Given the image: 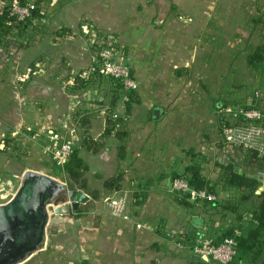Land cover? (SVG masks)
Returning <instances> with one entry per match:
<instances>
[{"label": "crops", "instance_id": "0c3cea01", "mask_svg": "<svg viewBox=\"0 0 264 264\" xmlns=\"http://www.w3.org/2000/svg\"><path fill=\"white\" fill-rule=\"evenodd\" d=\"M9 3L0 0V16ZM42 4L52 16L34 12L37 17L22 35L30 38L29 45L18 31L0 35V186L20 188L29 171L56 180L59 172L64 174L45 151L46 135L53 130L72 142L86 164L90 202L55 224L51 250L24 264H202L192 252L197 239L218 240L237 223L235 216L224 217L220 208L204 201L239 204L243 195L225 185L222 168L231 166L250 178L259 174L248 166L247 155L224 142L222 110L264 93V71L248 64L252 49L264 44V26L256 23L264 14V0ZM84 21L103 30L118 61L139 84L134 103L117 106L120 112L130 109L123 158V144L107 135L103 112L108 95L88 90L72 97L66 92L65 83L93 65L89 46L65 33L80 34ZM197 163L217 199L188 208L171 185L175 175ZM118 176L122 190H107L105 183ZM259 183L257 196L264 193ZM137 185L148 195L142 207L134 204L141 191ZM121 195L129 198L130 221L110 214V201Z\"/></svg>", "mask_w": 264, "mask_h": 264}, {"label": "built area", "instance_id": "2783aa9c", "mask_svg": "<svg viewBox=\"0 0 264 264\" xmlns=\"http://www.w3.org/2000/svg\"><path fill=\"white\" fill-rule=\"evenodd\" d=\"M36 8L35 3L28 2L22 5L19 0H12L9 4L8 12L16 20L17 24H27L32 14L36 11ZM41 12L46 17L52 16V12L47 5L42 7ZM65 30V28L61 29V31ZM79 30L80 34H74L73 32L65 33L72 40H80L89 46L93 54V65L89 70L81 74L87 80L83 89L76 87L73 80L65 83L67 94L76 97L88 90H101L111 100L115 96V88L120 86V98L117 106H128L131 104L133 96L139 90V84L130 76V68L118 61V53L112 47L107 35H105L99 26L87 21L81 24ZM28 41L26 39L24 43L29 45L30 43ZM28 75L32 76L31 74ZM254 95L256 97H262L263 93L258 91ZM117 108L114 109L109 105L103 114L107 120L115 123L117 129L128 131V140L130 114L127 111L120 112ZM235 110L231 107H226L222 110L225 120L227 118H230V121L233 120V123L223 130L224 142L234 148L255 151L259 158L264 157V130L255 124L256 121L261 120L262 111H242L244 118L249 122L237 123V113ZM125 127L126 129H124ZM46 137V153L52 159L54 166L64 172L74 153V145L72 142L65 140L60 133L53 130L49 131ZM8 151L11 152L12 150L8 149ZM173 189L176 192L189 193L192 201H215L217 199L214 194L207 190H191L187 181L184 179L174 181ZM18 190L19 188H13L11 191H7L5 187L0 186V205L10 202ZM109 211L114 218L130 221L131 215L129 212L128 196L123 195L111 200L109 203ZM142 228L143 224H137V229L140 230ZM241 236L242 233L239 230H235L234 237L225 238L221 241H217L213 237L199 238L192 247L193 255L208 264H230L236 256V238Z\"/></svg>", "mask_w": 264, "mask_h": 264}, {"label": "trees", "instance_id": "16d2710c", "mask_svg": "<svg viewBox=\"0 0 264 264\" xmlns=\"http://www.w3.org/2000/svg\"><path fill=\"white\" fill-rule=\"evenodd\" d=\"M43 1L47 2L48 0L32 2L37 6L35 11L37 14L42 9V7L46 5L42 4ZM11 2L12 0H10V3ZM20 3L25 5L28 2L25 0H20ZM36 17L37 16L34 17L32 14V17L29 19L27 24H17L16 20L10 16V13L7 10L0 16V35L3 34V36H11L13 32L18 31L22 37L21 39H24L23 44L26 46L27 44L24 42L26 39L30 40V38L26 35H22H24L26 28H28L29 22ZM256 23L264 26V14H261ZM28 42L30 43L31 40ZM248 64L253 70L264 71V44L252 49V53L248 58ZM74 83L76 87L83 89L87 83V80L84 79L80 74L76 77ZM119 88L120 86L115 88V96L110 100L109 103V105L114 109L117 107L118 100L120 98ZM135 100L136 98L133 96L132 102L129 105H132ZM229 105L236 107L235 112L237 113V123L249 122L244 118L242 111L261 110L262 118L261 120L256 121L255 124L264 130V93L262 97H256L254 95L244 103ZM126 111L128 114H130V109H127ZM222 123L223 128H226L229 127L233 122L230 120L228 121L227 119L224 121L223 119ZM124 129H126V127ZM107 135L116 137L123 144L122 148L120 149L121 158H123L122 155H124V146L127 142L128 131L117 129L114 122L107 120ZM8 149L12 150L10 146H8L6 150L8 151ZM238 149L249 158V167L256 169V171L259 173L264 171V157L259 158L257 152L252 150H246L244 148ZM222 169L225 171L222 176L225 185L239 190L243 195L239 204L227 202L225 204L219 205L218 203L204 201L206 206H211L214 209L220 208L224 217L233 215L237 221V223L234 224L232 228L225 230L223 232L224 234H222L221 238L217 241L234 237V231L239 230L242 233V236L236 238V256L230 264H264V193H262L260 196L256 195V191L259 188L260 183L254 178L248 177L246 174L239 175L238 173H235L231 166L223 167ZM87 170L88 168L86 164L80 158L79 153L74 146V153L64 170V174H62V176L65 178V182L72 189H82L83 191H86L88 189L87 181L85 179ZM202 170L203 168L201 164H193L186 169L184 175H175L173 177V181L184 179L187 181L189 187L193 191L207 190L212 192L213 189L210 187V181L203 176ZM122 180V176L112 178L105 183L104 187L107 190L113 192H120L122 190ZM137 187L139 190L141 189V186L137 185ZM176 197L181 205L188 208L195 207V204L199 201H192L190 198L191 195L184 192H177ZM93 199L95 201L99 199L98 192L93 194ZM147 199L148 195L145 192H142L141 189V191L134 196V204L138 207H142ZM194 260L197 261L199 259L194 257Z\"/></svg>", "mask_w": 264, "mask_h": 264}, {"label": "water", "instance_id": "95a60500", "mask_svg": "<svg viewBox=\"0 0 264 264\" xmlns=\"http://www.w3.org/2000/svg\"><path fill=\"white\" fill-rule=\"evenodd\" d=\"M31 86L43 87L37 82ZM253 178L264 183V172ZM89 202L90 196L83 190L72 189L47 175L27 172L15 197L0 205V264H24L33 255L51 250L49 236L55 224L64 216L79 213L80 207Z\"/></svg>", "mask_w": 264, "mask_h": 264}, {"label": "rangeland", "instance_id": "374dc122", "mask_svg": "<svg viewBox=\"0 0 264 264\" xmlns=\"http://www.w3.org/2000/svg\"><path fill=\"white\" fill-rule=\"evenodd\" d=\"M60 173H61V172L58 173L59 175H57V179H58L60 182L67 184V183L65 182V178H64ZM84 192H86V193L88 194L87 191H84ZM77 214H78V213H77Z\"/></svg>", "mask_w": 264, "mask_h": 264}]
</instances>
